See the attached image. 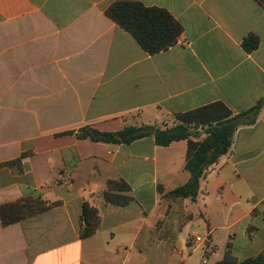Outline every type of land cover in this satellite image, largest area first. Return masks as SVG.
Returning a JSON list of instances; mask_svg holds the SVG:
<instances>
[{"label":"crops","instance_id":"obj_1","mask_svg":"<svg viewBox=\"0 0 264 264\" xmlns=\"http://www.w3.org/2000/svg\"><path fill=\"white\" fill-rule=\"evenodd\" d=\"M118 1L167 11L182 28L177 43L146 53L107 16ZM249 36L256 50L245 47ZM260 101L264 0H0V207H49L9 225L0 217V264H217L228 250L238 263L262 254L264 107L236 129L195 199L170 195L190 179L189 140L80 137L187 120L197 143ZM109 180L130 186L129 205L105 203ZM83 203L99 216L87 238Z\"/></svg>","mask_w":264,"mask_h":264},{"label":"trees","instance_id":"obj_2","mask_svg":"<svg viewBox=\"0 0 264 264\" xmlns=\"http://www.w3.org/2000/svg\"><path fill=\"white\" fill-rule=\"evenodd\" d=\"M106 14L118 26L127 31L141 48L150 55L168 50L177 43L182 34L180 24L167 11L162 9L147 8L139 3L118 1L106 10ZM244 45L248 51L256 50L258 40L254 36H249ZM263 107L264 101H260L246 113L217 123L207 130L205 139L197 143L191 140L197 134L195 121L189 122L187 120H183V124L164 130L147 125L140 127L128 126L118 132L85 129L80 137L114 145H129L147 137H154L156 145L161 147H167L175 141L189 140L185 170L190 173V179L185 185L172 191L170 195L176 198L195 199L199 194L200 181L204 172L229 152L236 129L241 125L253 123ZM191 124L193 129H190ZM6 165L19 167L20 160L9 162ZM130 191V186L125 181L109 180L102 197L108 205L124 207L133 200L129 195ZM33 202L37 205H27L28 200L25 199L1 206L0 217L2 223L4 225L13 224L26 217L44 212L49 208L40 200H33ZM81 225L80 234L82 238H87L98 230V211L87 203L82 204ZM217 264H264V252L255 258L238 263L228 250L224 260Z\"/></svg>","mask_w":264,"mask_h":264},{"label":"built area","instance_id":"obj_3","mask_svg":"<svg viewBox=\"0 0 264 264\" xmlns=\"http://www.w3.org/2000/svg\"><path fill=\"white\" fill-rule=\"evenodd\" d=\"M204 241V239L202 238V237H200L199 235H196V234H193L192 236H191V242L193 243H195V245L196 244H200V243H202Z\"/></svg>","mask_w":264,"mask_h":264},{"label":"rangeland","instance_id":"obj_4","mask_svg":"<svg viewBox=\"0 0 264 264\" xmlns=\"http://www.w3.org/2000/svg\"><path fill=\"white\" fill-rule=\"evenodd\" d=\"M205 139V138H204Z\"/></svg>","mask_w":264,"mask_h":264}]
</instances>
